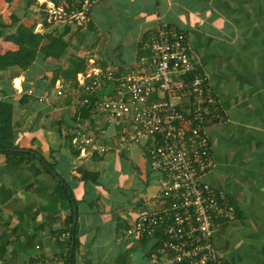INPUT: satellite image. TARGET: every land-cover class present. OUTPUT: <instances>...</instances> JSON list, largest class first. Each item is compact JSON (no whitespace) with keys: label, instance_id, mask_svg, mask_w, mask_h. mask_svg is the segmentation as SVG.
<instances>
[{"label":"crops","instance_id":"obj_1","mask_svg":"<svg viewBox=\"0 0 264 264\" xmlns=\"http://www.w3.org/2000/svg\"><path fill=\"white\" fill-rule=\"evenodd\" d=\"M40 10L37 0H0V21L9 25L19 12L21 23H30L33 13L38 20L39 12L44 16ZM91 17L89 43L100 42L97 65L116 67L112 59L117 55L122 73L135 68L145 54L142 42L160 26L186 34L224 115L207 130L215 166L206 180L226 195L236 217L216 231V249L224 264H264V0H103ZM82 49L74 41L69 52ZM9 50L15 45L0 39V52ZM54 67L36 62L32 72L12 81L11 100L19 115L15 143L24 152L0 154V264H32L39 254L46 264H61L70 212L64 202H56L54 191L64 181L79 202L75 264H147L151 244L126 236L129 224L151 209L160 188L146 150L123 144L121 134L95 116L94 132L99 137L107 129L99 142L110 150L75 156L77 148L62 137L68 130L76 135L86 123H75L69 103L18 107L25 86L27 93L38 87L44 91L49 81L43 78H50ZM1 86L0 100L5 98ZM42 158L55 164L54 172H47ZM80 171L99 173V184L85 185Z\"/></svg>","mask_w":264,"mask_h":264},{"label":"built area","instance_id":"obj_2","mask_svg":"<svg viewBox=\"0 0 264 264\" xmlns=\"http://www.w3.org/2000/svg\"><path fill=\"white\" fill-rule=\"evenodd\" d=\"M101 1L37 0L50 27L75 28L89 26ZM43 23L37 26L41 29ZM142 49L145 54L135 68L123 74L91 58L87 70L77 75L76 89L56 83L38 101L58 100L76 109L93 106L91 117L101 114L121 134L123 144L146 150L151 171L158 176V198L170 202L160 212L141 213L126 229L127 237L151 244L147 264H224L214 236L234 221L236 209L206 180L215 166L207 130L224 115L185 33L164 24L142 42ZM85 123L72 141L80 157L107 153L110 148L99 142L107 129L97 137L90 120ZM34 260L46 264L40 254Z\"/></svg>","mask_w":264,"mask_h":264},{"label":"trees","instance_id":"obj_3","mask_svg":"<svg viewBox=\"0 0 264 264\" xmlns=\"http://www.w3.org/2000/svg\"><path fill=\"white\" fill-rule=\"evenodd\" d=\"M7 3L13 0H5ZM43 26L45 31L43 33H36V24L34 23H21V20L17 15H12L11 24H6L0 21V39L7 42H11L15 45L16 50L0 52V84L1 93L5 97L0 100V154L9 156L23 155L18 152V146L15 141L17 138V129L15 124V111L16 106L11 100L13 96L12 81L15 78L20 77L22 74H28L32 72V68L36 62H40L43 65H48L50 62L56 64V67L52 70V76L49 78L44 76V81H49L48 86L44 91L49 90L53 92L54 86L58 80L64 87L77 88V75L84 73L89 65V60L94 57L99 50V43L95 42L93 45L89 43V34L94 32L91 26L86 28H75L72 26H59L55 27L56 30L49 31L50 26L44 21ZM15 29V30H13ZM77 42L82 50L76 53H70L69 49L73 42ZM89 49V50H87ZM88 51V52H87ZM116 68L118 73L123 74L122 68ZM50 85V86H49ZM28 86H25V90ZM38 89L31 90L32 95L28 94L24 90V95L18 102V107L25 110H32L36 103H38V97L43 94V90L40 92ZM93 106L79 107L78 114L75 118V123L85 122L90 120L91 126L95 122L94 117H91L90 110ZM97 117H101L99 114ZM83 124V123H82ZM78 128V127H77ZM61 136V131L59 133ZM76 135H71L69 130L64 133L62 137L70 146ZM75 148H77L75 146ZM53 153V152H52ZM75 156H80V150H75ZM30 155V154H27ZM96 155V154H94ZM41 162L47 168V172H54L55 164H49L44 158ZM81 181L85 183L99 184V173L80 171ZM54 199L58 203H65L66 208L69 210V217L66 219V232L69 234L67 244L65 248L67 252L62 258L61 264H75L76 256L79 249V231L78 224L74 225V204L78 207L79 202L75 199L71 187L64 182H60L58 187L54 191ZM74 240V247L71 249V244ZM145 241L146 240H138ZM35 260L32 261V264Z\"/></svg>","mask_w":264,"mask_h":264},{"label":"rangeland","instance_id":"obj_4","mask_svg":"<svg viewBox=\"0 0 264 264\" xmlns=\"http://www.w3.org/2000/svg\"><path fill=\"white\" fill-rule=\"evenodd\" d=\"M41 1H43V0H41ZM39 14L41 15V13L39 12ZM33 16H32V18H31V22L30 23H37V22H41V20L40 19H42L43 18V16L42 17H40V15H39V20H38V17H36L38 14L36 13H33L32 14ZM43 22H44V18H43ZM42 22V23H43ZM45 29L46 28H44V26L40 29L38 26H36V28H35V32L36 33H43L44 31H45ZM57 28H55V27H50V29H49V31H53V30H56ZM72 46V45H71ZM80 47V46H79ZM87 50H89V49H87ZM69 51H71L70 49H69ZM88 52V51H87ZM97 58V60H98V58L100 57L101 58V56L99 55V53H97L96 55H95ZM94 56V57H95ZM94 57H92V58H94ZM99 61V60H98ZM173 103L175 102H177V101H172ZM70 107V109L74 112V114H78V108L76 109L74 106H69ZM15 114V113H14ZM19 117V115L16 113V115H15V117ZM14 117V118H15ZM78 125H80V124H78ZM79 128V127H78ZM31 135H26V138L28 139L29 137H30ZM17 137H18V135H17ZM149 168H150V166H149ZM150 171H151V168H150ZM158 191L160 192V188L158 189ZM159 192H158V194H159ZM170 206V202L169 201H167L166 199H159L158 198V195H157V197H154L153 198V200H152V202H151V204H150V208L151 209H147L148 210V212L149 213H156V212H160V211H162V210H164V209H166V208H168ZM148 207V206H147ZM148 212H144V213H148Z\"/></svg>","mask_w":264,"mask_h":264},{"label":"water","instance_id":"obj_5","mask_svg":"<svg viewBox=\"0 0 264 264\" xmlns=\"http://www.w3.org/2000/svg\"><path fill=\"white\" fill-rule=\"evenodd\" d=\"M16 15H17L18 17H21V15L19 14V12L16 13ZM112 60H113L114 65H115L116 67H118L117 65H119V64H117V62L119 61V59H118L117 55H114ZM19 151H20V152H24V150H19ZM55 177H56L57 181H61V179H60L58 176H55ZM73 212H74L73 220H74V225H75L76 222H77V207H76L75 204H74ZM74 244H75V243H74V240H73V242H72V244H71V249L74 247Z\"/></svg>","mask_w":264,"mask_h":264}]
</instances>
